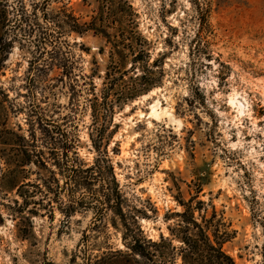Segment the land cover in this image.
Returning a JSON list of instances; mask_svg holds the SVG:
<instances>
[{"label":"rangeland","instance_id":"374dc122","mask_svg":"<svg viewBox=\"0 0 264 264\" xmlns=\"http://www.w3.org/2000/svg\"><path fill=\"white\" fill-rule=\"evenodd\" d=\"M31 1L8 0L11 22L4 37L17 38L0 56V130L5 125L24 137L32 152V163L10 175L15 143L0 140V264H71L84 233L94 253L106 244L126 251L124 230L117 220L113 226L110 213L100 219L93 209L60 210L65 192L58 202L51 194L36 195L38 204L30 201L27 208L35 213L24 207L18 186L49 176L34 164V153L54 170L51 152L69 153L70 143L85 164L99 155L109 160L124 212L136 218L147 240L162 236L179 248L169 232L179 214L189 208L201 223L216 213L234 231L222 245L234 263L264 264V0H127L149 61L130 69L127 58L124 87L109 100L127 89L148 91L115 103L111 114L98 107V116L88 89L91 83L101 92L111 45L92 32L65 30L51 40L66 59L67 74L58 62L45 69L52 42L15 29L18 3L30 11ZM63 10L88 23L97 0H49L48 14ZM156 101L172 117L149 119ZM99 136L96 149L92 141ZM173 264H181L177 252Z\"/></svg>","mask_w":264,"mask_h":264},{"label":"trees","instance_id":"16d2710c","mask_svg":"<svg viewBox=\"0 0 264 264\" xmlns=\"http://www.w3.org/2000/svg\"><path fill=\"white\" fill-rule=\"evenodd\" d=\"M7 4L8 0H0V56H6L9 53L13 39L17 38L16 35H12V38L4 37L7 33L6 28L11 22L8 18ZM18 4V9H15L17 13L14 19L17 25L15 29L23 33V36H34L40 43L48 42L51 45L54 35L58 34L57 37L60 39L65 30L79 35L92 32L104 38L106 43L111 45L101 92L99 95L96 94L91 83L88 89L91 92L89 101L93 103L91 109L93 114L98 116V107H102L106 115L111 114L115 103L134 99L143 90L148 91L143 88L140 90L127 89L120 95H115L112 101L109 100L112 94H117L118 89L124 87L121 77L122 73L126 72L127 58H131L130 69L133 64L140 61H149L148 53L143 49L147 42L136 31L135 14L127 0H97L96 15L88 23H79L77 18L67 13L66 10L54 16L48 14L49 0H32L30 11L26 10L23 2ZM58 42L61 45V41ZM52 45L54 47L52 57L50 61L44 63L43 67L46 69L49 63L58 62V66L65 75L67 74L66 59H61V50L55 46V43L52 42ZM156 63L157 60L152 64ZM145 70L147 71V68ZM86 79L90 81L88 77ZM149 85L150 83L147 86ZM5 137L13 138L15 143L13 160L18 169L10 170V175H14L25 164L32 163V152L28 150V140L4 125L0 130V140H4ZM101 140L100 138L98 142L92 141L96 149L102 142ZM67 146L71 149L69 153L64 151L57 154L56 150L51 152L54 170L47 169L41 160L42 156L37 152L34 153L33 156L37 159V163H34L36 161L33 163L36 165L39 162L48 171L49 176L40 178V181L36 183L16 185L24 207L29 213H35V210L27 208L30 201L33 206L38 204V201L34 200L36 195L51 194L53 200L58 202L61 192H65L67 204L60 210H64L65 213H75L81 209H93L100 219L110 213L113 226H116L117 220L124 230L121 241L126 250H114L106 244V248L96 250L94 253L92 249L94 245L90 244L91 237L88 233H84L81 244L70 259L71 264H76L77 259L80 260V264H173L175 252L178 253L181 264H235L222 249V245L233 238L234 231H227L225 224L217 219L216 213H212L209 218L201 217V223L195 220L189 208L179 214L180 221L176 228L169 229L171 237L180 242L181 247L179 248L173 247L171 239L162 236L158 241L147 240L136 218L124 212L125 198L109 160L99 155L91 165H88L77 157L74 143ZM58 177L61 178L62 184ZM24 188H31L32 191H22ZM19 209L23 210V206ZM45 264L55 263L46 262Z\"/></svg>","mask_w":264,"mask_h":264},{"label":"bare ground","instance_id":"6f19581e","mask_svg":"<svg viewBox=\"0 0 264 264\" xmlns=\"http://www.w3.org/2000/svg\"><path fill=\"white\" fill-rule=\"evenodd\" d=\"M233 102H234L233 97H230L228 99V103L230 104V106H233L234 105ZM161 107H160V104H159L158 101H156L155 103H153L152 105H150V107H149V113H147L148 114V118L153 120L155 118H158L160 115H164V114L165 115H168V116H171L166 110H163ZM237 112L240 113L241 111L238 110Z\"/></svg>","mask_w":264,"mask_h":264}]
</instances>
